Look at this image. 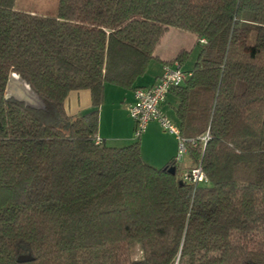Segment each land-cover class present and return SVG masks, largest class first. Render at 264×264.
I'll return each instance as SVG.
<instances>
[{"label":"trees","instance_id":"obj_1","mask_svg":"<svg viewBox=\"0 0 264 264\" xmlns=\"http://www.w3.org/2000/svg\"><path fill=\"white\" fill-rule=\"evenodd\" d=\"M16 2L0 0V264H264V0ZM170 28L199 47L170 91L181 171L98 136L104 85L135 90ZM13 73L38 106L7 97ZM77 90L92 109L71 115ZM198 164L208 182H186Z\"/></svg>","mask_w":264,"mask_h":264},{"label":"crops","instance_id":"obj_2","mask_svg":"<svg viewBox=\"0 0 264 264\" xmlns=\"http://www.w3.org/2000/svg\"><path fill=\"white\" fill-rule=\"evenodd\" d=\"M196 37L188 32L170 28L162 37L154 56L144 75L140 76L134 87H147L155 84L163 73L165 64L175 65L178 53L182 50L189 51L182 63H178L184 71H190L198 56L199 47ZM186 60H189L188 62ZM192 60L193 66L189 62ZM117 87V88H112ZM134 102V88H125L106 83L104 85V99L99 107L98 136L108 144L121 146L133 142L135 122L128 113V107ZM177 97L170 92L161 104L162 112L179 127L175 107ZM69 114L75 115L88 112L92 109L89 90L71 91L65 101ZM176 119V121H175ZM143 160L154 166L161 167L173 159L178 151V139L162 129L158 121H150L146 131L139 138ZM186 157L183 163L186 162Z\"/></svg>","mask_w":264,"mask_h":264},{"label":"built area","instance_id":"obj_3","mask_svg":"<svg viewBox=\"0 0 264 264\" xmlns=\"http://www.w3.org/2000/svg\"><path fill=\"white\" fill-rule=\"evenodd\" d=\"M190 75V73L184 72L178 63L175 65L165 64L163 73L155 84L147 87H137L134 90V102L128 107V113L135 122L133 137L139 139L146 131L150 121H158L163 130L177 137L178 151L176 160L179 163L183 162L186 157L187 149L184 140L181 138L180 128L162 112L161 104L166 100L170 91L182 85ZM208 138V133H206L200 140L205 145ZM184 180L194 185L208 182L200 164L186 171Z\"/></svg>","mask_w":264,"mask_h":264},{"label":"rangeland","instance_id":"obj_4","mask_svg":"<svg viewBox=\"0 0 264 264\" xmlns=\"http://www.w3.org/2000/svg\"><path fill=\"white\" fill-rule=\"evenodd\" d=\"M58 0H17L16 8L20 10L32 11L43 14H55L57 10ZM187 62L189 60H186ZM187 63L193 66V61ZM140 79V78H139ZM138 79V80H139ZM117 88V87H112ZM7 97H13L19 101H23L26 105L38 106L39 100L31 91L21 77L15 73L11 74L6 91ZM130 106V105H129ZM176 121V119H175ZM133 137V141H134ZM129 144V143H128ZM184 163H180L179 171L183 169ZM135 251V254L138 255Z\"/></svg>","mask_w":264,"mask_h":264},{"label":"water","instance_id":"obj_5","mask_svg":"<svg viewBox=\"0 0 264 264\" xmlns=\"http://www.w3.org/2000/svg\"><path fill=\"white\" fill-rule=\"evenodd\" d=\"M169 172L172 173V174H174V173H175V167H173V166L170 167V168H169Z\"/></svg>","mask_w":264,"mask_h":264}]
</instances>
